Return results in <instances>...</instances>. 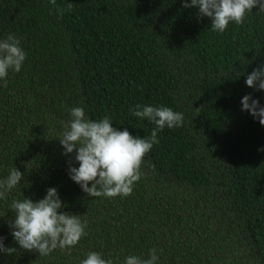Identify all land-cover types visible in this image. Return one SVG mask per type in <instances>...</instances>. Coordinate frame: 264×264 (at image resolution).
I'll use <instances>...</instances> for the list:
<instances>
[{"label": "trees", "instance_id": "1", "mask_svg": "<svg viewBox=\"0 0 264 264\" xmlns=\"http://www.w3.org/2000/svg\"><path fill=\"white\" fill-rule=\"evenodd\" d=\"M183 3L0 0V40L15 35L26 53L0 80V179L23 173L0 199V237L16 248L0 264H81L90 252L124 264L153 248L157 264H264V126L241 103L251 94L264 107V90L245 82L264 65V11L219 33ZM136 105L169 107L183 125L158 131L131 195L88 196L59 143L71 109L148 138L156 126L131 114ZM52 187L86 235L39 256L11 235L10 206Z\"/></svg>", "mask_w": 264, "mask_h": 264}, {"label": "clouds", "instance_id": "2", "mask_svg": "<svg viewBox=\"0 0 264 264\" xmlns=\"http://www.w3.org/2000/svg\"><path fill=\"white\" fill-rule=\"evenodd\" d=\"M49 2L56 5V0ZM71 7L69 3L68 9ZM183 7L197 8L198 18H209L212 30L223 33L230 22L242 25L246 14L252 9L264 11V0H190V3L184 0ZM25 58L26 53L15 35L0 40V80L6 83L9 70L19 72ZM245 82L250 88L264 90V65L248 74ZM241 103L242 111H247L264 126V107L260 106L259 100L252 99L249 94L242 98ZM130 112L139 119H147L155 124L150 137L134 136L127 128L118 130L107 116L100 120L88 119L83 107L71 109V119L65 125L59 143L63 147V155L75 152L74 159L79 167L72 166L69 160L68 174L90 197L131 195L135 183L141 178L140 168L144 157L153 145L159 143L158 131H163L165 127H182L184 121L183 113L165 106L136 105ZM258 151H264V148ZM22 178L23 173L14 167L6 179H0V199H5ZM63 207L65 205L55 187L49 188L44 198L36 202L27 197L13 200L10 208L15 216L14 221H9V227L20 248L47 256L57 248L71 249L76 246L86 235L87 225L78 215L60 211ZM3 239L0 237V253L15 254L16 248H5ZM157 261V250L153 248L148 258L132 255L125 258L124 264H157ZM81 264H112V261L90 252Z\"/></svg>", "mask_w": 264, "mask_h": 264}]
</instances>
